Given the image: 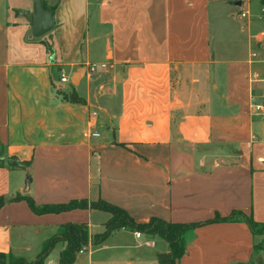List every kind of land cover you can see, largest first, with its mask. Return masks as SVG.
<instances>
[{
  "label": "crops",
  "instance_id": "obj_1",
  "mask_svg": "<svg viewBox=\"0 0 264 264\" xmlns=\"http://www.w3.org/2000/svg\"><path fill=\"white\" fill-rule=\"evenodd\" d=\"M17 2L0 0V150L31 168L0 165L1 199L104 201L139 224L235 212L264 224V119L254 110L264 95L261 0H44L55 8V37L33 41L22 22L32 1ZM92 63L107 70L91 77ZM64 70L70 86L85 72L63 90L83 104L57 94ZM111 218L90 208L37 215L9 202L0 254L34 261L63 226L86 225L91 240ZM263 239L242 220L204 225L175 264H250ZM65 248L56 242L45 264H58ZM168 254L161 238L123 229L90 241L75 264H159Z\"/></svg>",
  "mask_w": 264,
  "mask_h": 264
},
{
  "label": "trees",
  "instance_id": "obj_2",
  "mask_svg": "<svg viewBox=\"0 0 264 264\" xmlns=\"http://www.w3.org/2000/svg\"><path fill=\"white\" fill-rule=\"evenodd\" d=\"M261 4L264 5V0H261ZM44 8L47 11L53 12L55 8H50L44 3ZM71 88L73 86L71 85ZM57 94L62 98L64 102L73 104H83L84 100L81 99L75 90L70 92H64L58 89ZM2 150L3 148L0 147ZM0 150V165L4 166L5 162L11 168H23L29 170L31 163H21L15 158H4L3 152ZM31 173V172H29ZM28 181L31 184V175L29 174ZM25 201L31 211L37 215L46 214H60L78 209H96L108 212L112 218L106 225V229L102 234L95 235L91 240L89 237L88 227L86 225H74L69 224L61 228L59 235L48 242L44 250L37 256L34 261H27L25 259H18L5 254H0V264H45L46 258L51 253L53 246L58 241L66 242V248L60 254L58 264H75L79 253L89 244L93 247L99 246L104 243L111 235L115 232L127 229L133 232H139L153 237H159L164 240L169 247L171 258L166 261H161L159 264H175L176 261L180 260L185 252L187 246V235L192 233L198 227L218 223V222H233V221H244L252 235L257 237H264V224L256 223L251 217H247L240 212H235L228 218H219L212 221L199 224L191 225H180V224H169L158 219H152L149 223L139 224L136 223L125 211L112 206L104 201H98L91 203L90 205L86 201L72 202L67 205H56V206H37L33 199L29 196H19L11 200H5L0 198V209L2 206L9 202ZM264 251V239L261 243L254 246V253L259 255L260 252Z\"/></svg>",
  "mask_w": 264,
  "mask_h": 264
},
{
  "label": "water",
  "instance_id": "obj_3",
  "mask_svg": "<svg viewBox=\"0 0 264 264\" xmlns=\"http://www.w3.org/2000/svg\"><path fill=\"white\" fill-rule=\"evenodd\" d=\"M33 2V11L31 13H22V16L27 20L31 26V32L34 38L39 39L51 33L54 30L53 13L45 10L44 0H31ZM84 71H79L71 80L74 87L79 85V80L84 76ZM30 181H26L25 191L23 194L29 192ZM168 254L164 258H170Z\"/></svg>",
  "mask_w": 264,
  "mask_h": 264
},
{
  "label": "rangeland",
  "instance_id": "obj_4",
  "mask_svg": "<svg viewBox=\"0 0 264 264\" xmlns=\"http://www.w3.org/2000/svg\"><path fill=\"white\" fill-rule=\"evenodd\" d=\"M9 1H10V3H9L10 5L17 4V3H18L17 1H22L23 3L26 2V0H9ZM47 1H48V5H50L51 7L54 6V5L56 4V2H57V0H47ZM32 6H33V2H31V9H32ZM258 10L260 11L261 8H258ZM59 17H60V16L58 15V17L55 19V21H56V27L58 26V19H59ZM23 21H24V17H22V22H23ZM53 33H54V31H52L51 33L45 35V36H44L45 39H50L51 37L54 38L55 36H54ZM26 37H27V38H26L27 40H31V41H33V39H35L33 36L30 35L29 32H27ZM98 64H99V63H98ZM64 75H65V76L67 77V79L69 80V78H70V76H71V72L68 71V70H64ZM260 78H261V80H264V66H263V68L261 69ZM84 83H85V82H84ZM83 86H84V84H83ZM83 86H82V87H83ZM56 87H57L58 89H60V90H64V89H65L66 91H69L68 89L71 88L70 84H67V85H60V84H58V83H57ZM82 87H81V89H82ZM260 103H261V104H264V95H263V97H262ZM100 110H101V109H100ZM96 112H97V114L99 115L100 118L104 116L99 110H97ZM250 264H264V251H263L261 254L255 256V258L253 259V261H252Z\"/></svg>",
  "mask_w": 264,
  "mask_h": 264
},
{
  "label": "built area",
  "instance_id": "obj_5",
  "mask_svg": "<svg viewBox=\"0 0 264 264\" xmlns=\"http://www.w3.org/2000/svg\"><path fill=\"white\" fill-rule=\"evenodd\" d=\"M243 17H245V15H242ZM99 70H107V65L106 64H89L87 66V73L89 76H94ZM60 78H59V84L60 85H67L69 84V80L67 79V77L63 74V73H59ZM254 110L255 113H257L256 115L261 116L264 119V104H257L254 106ZM94 117L97 116V112H95L93 114ZM94 137H99V135L97 133H95L93 135ZM136 237L139 238L140 234H136Z\"/></svg>",
  "mask_w": 264,
  "mask_h": 264
}]
</instances>
